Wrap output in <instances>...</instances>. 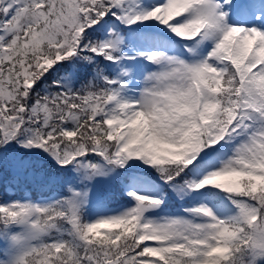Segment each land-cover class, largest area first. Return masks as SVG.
Wrapping results in <instances>:
<instances>
[{
    "label": "snow or ice",
    "instance_id": "6c2138e0",
    "mask_svg": "<svg viewBox=\"0 0 264 264\" xmlns=\"http://www.w3.org/2000/svg\"><path fill=\"white\" fill-rule=\"evenodd\" d=\"M0 264H264V0H0Z\"/></svg>",
    "mask_w": 264,
    "mask_h": 264
},
{
    "label": "rangeland",
    "instance_id": "374dc122",
    "mask_svg": "<svg viewBox=\"0 0 264 264\" xmlns=\"http://www.w3.org/2000/svg\"><path fill=\"white\" fill-rule=\"evenodd\" d=\"M221 182H227L228 180H231V177H224V178H220Z\"/></svg>",
    "mask_w": 264,
    "mask_h": 264
},
{
    "label": "bare ground",
    "instance_id": "6f19581e",
    "mask_svg": "<svg viewBox=\"0 0 264 264\" xmlns=\"http://www.w3.org/2000/svg\"><path fill=\"white\" fill-rule=\"evenodd\" d=\"M224 178V177H223Z\"/></svg>",
    "mask_w": 264,
    "mask_h": 264
}]
</instances>
